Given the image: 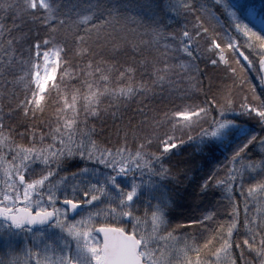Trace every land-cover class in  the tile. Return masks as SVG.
Returning <instances> with one entry per match:
<instances>
[{
    "label": "trees",
    "instance_id": "16d2710c",
    "mask_svg": "<svg viewBox=\"0 0 264 264\" xmlns=\"http://www.w3.org/2000/svg\"><path fill=\"white\" fill-rule=\"evenodd\" d=\"M249 6L264 16V0H0V161L59 205L93 200L94 229L173 236L175 264H264V32ZM47 51L59 64L39 97ZM64 131L121 158L32 156ZM17 249L1 241L0 264Z\"/></svg>",
    "mask_w": 264,
    "mask_h": 264
},
{
    "label": "rangeland",
    "instance_id": "374dc122",
    "mask_svg": "<svg viewBox=\"0 0 264 264\" xmlns=\"http://www.w3.org/2000/svg\"><path fill=\"white\" fill-rule=\"evenodd\" d=\"M41 5L45 0H38ZM241 2V0H236ZM233 17L232 14H229ZM234 15V14H233ZM245 16L249 21L255 24L261 31L264 32V16L259 10V7H248ZM240 30V29H237ZM41 63L36 65V71L33 77L34 84L36 85L38 96L41 97L47 87L53 82L58 66V54L54 51L44 52L41 57ZM232 123H223L213 131L212 138L222 140L224 132L235 126ZM65 132V131H64ZM243 132V129L240 130ZM61 137L54 138L53 144L44 151L32 153V156L43 158L49 161L52 158L70 155L78 151H86V155L90 161L95 164H102L103 162L113 161L121 158L118 155H112L103 151H98L94 146L86 145L85 143H78L73 139L70 132L61 134ZM7 145L5 139L0 136V148ZM8 150H13L11 146L7 147ZM80 149V150H79ZM166 149H170L169 147ZM29 152L23 151V159L30 157ZM20 158L21 160H23ZM22 170L21 163H4L0 161V177L2 176L6 182L5 186H1L0 181V206L6 209H15L22 205L25 208L34 211H45L46 208H57L58 220L53 226V229L42 230L39 232H23L16 231L13 227L9 226L3 220H0V242L9 250L16 249L20 251L19 256H12L7 260L8 264H69V259L79 261L81 264H93L94 261L100 259L99 246L97 245L98 239L95 238L92 226L94 221L89 215L86 214V208L92 204L95 205L93 200H88L85 204L84 210L77 217L78 220L67 221L68 215L58 202L53 198L52 187L46 189L45 180L37 182L20 181L19 177H24L25 172ZM25 180V178H24ZM58 183V185L62 184ZM59 187V186H58ZM136 192H131L129 197H134ZM94 202V203H93ZM124 215V214H122ZM122 221H127V226L134 227L138 224V220L131 221L128 215L121 216ZM120 221V220H119ZM145 234L141 237L143 247L142 257L147 264H175L172 260L173 255L170 248L173 246V236L165 235L161 239L155 237L148 232V228H144ZM153 233V231H152ZM75 234L86 235L84 240L80 241L81 248L78 246L76 249H81L79 252L72 256L70 250L66 246H71V242L76 238ZM4 242V243H3ZM56 244V245H55ZM62 245V246H61ZM169 250V252L167 251ZM7 250V251H8ZM168 253H171L168 255ZM180 255V254H179ZM178 255V256H179Z\"/></svg>",
    "mask_w": 264,
    "mask_h": 264
},
{
    "label": "water",
    "instance_id": "95a60500",
    "mask_svg": "<svg viewBox=\"0 0 264 264\" xmlns=\"http://www.w3.org/2000/svg\"><path fill=\"white\" fill-rule=\"evenodd\" d=\"M264 91V57L258 63ZM23 180V179H22ZM86 200V198H85ZM61 205L68 210L70 218L77 216L82 204L73 201H64ZM6 209L0 207V220H5L17 230L23 227L43 228L55 221L54 211L32 213L21 209L16 214H6ZM95 233L102 239L103 251L106 255L105 264H144L140 256V243L136 237L127 235L124 231L115 228H99Z\"/></svg>",
    "mask_w": 264,
    "mask_h": 264
},
{
    "label": "flooded vegetation",
    "instance_id": "af4514ba",
    "mask_svg": "<svg viewBox=\"0 0 264 264\" xmlns=\"http://www.w3.org/2000/svg\"><path fill=\"white\" fill-rule=\"evenodd\" d=\"M62 207V206H61ZM22 208H25V207H23L22 205H20V207H17V208H15V209H6V211H7V213H11V214H13V213H16V211L17 210H21ZM63 208V207H62ZM63 209H65V208H63ZM50 210H54L55 211V213H56V215H57V208L55 207V208H46V210L45 211H40V212H47V211H50ZM66 210V209H65ZM33 213H38L39 211H34V210H31ZM82 211V210H81ZM66 212H67V215H68V211L66 210ZM57 218H58V216H57ZM57 218H55L56 219V221L54 222V223H52V224H50L49 226H47V227H44V228H28V227H24V228H22V230H19V231H23V232H27V231H29V232H39V231H42V230H49V229H53V226L56 224V222H57ZM75 220H78V218H69L68 217V220L67 221H75ZM15 229V228H14ZM16 230V229H15ZM17 231V230H16ZM76 235V238H74V241H72L71 242V246H66V247H68L69 248V250H70V252H71V254H72V256L74 257V254L75 253H77V252H79L81 249H76L78 246L81 248V244H80V241H82V240H84L83 238H85V236L86 235H81V234H75ZM95 236V238H97L98 239V241H97V245L99 246L98 248H99V252H100V259L99 260H97V261H94L93 262V264H104V262H105V254H104V252H103V242H102V240L98 237V236H96V235H94ZM86 239V238H85ZM56 245V244H55ZM62 246V245H61ZM141 252H143V249L141 250ZM68 263L69 264H81V262H79V261H74L72 258L71 259H69V261H68ZM30 264H35V263H33V262H31Z\"/></svg>",
    "mask_w": 264,
    "mask_h": 264
}]
</instances>
